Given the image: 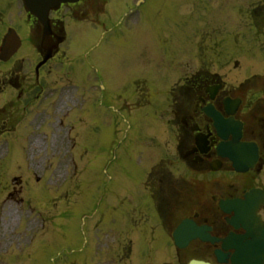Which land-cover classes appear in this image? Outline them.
Returning <instances> with one entry per match:
<instances>
[{"label": "flooded vegetation", "instance_id": "obj_1", "mask_svg": "<svg viewBox=\"0 0 264 264\" xmlns=\"http://www.w3.org/2000/svg\"><path fill=\"white\" fill-rule=\"evenodd\" d=\"M137 2H65L49 12L45 24L25 9L22 0H0V134L20 125L32 93L42 92L47 79L71 78L76 73L78 24L96 23L103 26L105 36L109 32L103 51L109 43L125 44L126 37L142 41L145 47L141 43L134 48L137 54L130 61L124 57L114 62L121 68H112L109 62L102 71L98 51L90 55L100 78L122 83L118 95L135 97L123 102L124 108L131 107L126 121L135 124L143 110L145 117L161 118L159 136L137 138L142 139L138 156L148 165L133 167L134 146L123 171L125 187L130 182L140 184L127 213L140 216L141 250H151L157 261L158 256L176 255L182 264L192 259L232 264L235 248L225 247L224 241L244 237L251 219L264 224V0H185L186 11L217 6L220 23L214 31L200 33L195 44L186 42L182 56L172 53L169 62L160 59L149 33L138 30L144 13L143 5L132 7ZM127 12L132 14L120 21ZM11 30L20 35L22 44L11 59L3 60ZM191 56L195 67L189 71ZM167 64L170 68L162 75L160 65ZM160 76L179 80L162 103L156 102ZM156 139L162 140L160 147H152ZM245 213L248 219L242 216ZM185 219L205 227L215 240L195 236L177 245L174 231ZM148 235H153L151 248L146 247Z\"/></svg>", "mask_w": 264, "mask_h": 264}, {"label": "rangeland", "instance_id": "obj_2", "mask_svg": "<svg viewBox=\"0 0 264 264\" xmlns=\"http://www.w3.org/2000/svg\"><path fill=\"white\" fill-rule=\"evenodd\" d=\"M195 2L197 0H191ZM174 7L189 14L198 6L186 11L182 0H173L168 7L167 0H154L145 7L138 26L139 31L149 33L154 47L166 53L164 60L184 38L185 43L190 38L191 43H195L200 38L198 33L214 31L216 27L211 20L215 12H209L207 18L181 16L172 24L164 19L161 25L160 14L173 18L169 12ZM199 21L204 22L199 24ZM175 23L177 27L187 28L186 37L175 30ZM173 32L178 34L175 39ZM125 40L123 45V41L109 43L108 48L99 52L102 71L109 62L112 68H121L122 64L114 62L124 57L130 61L137 54L133 49L142 41L130 37ZM188 70H194V65ZM167 71V65L160 69L162 75ZM90 78V83L95 80L91 75ZM160 79L165 80L161 77L159 83L157 80L158 103L176 82L164 83ZM105 80L110 95L95 91L90 83L78 86L86 88L79 94L73 89L72 95L65 92L55 95L51 104L41 101L40 106L33 109L35 114L41 113L30 114L26 125L31 129H25V135L18 132L10 139H0V264H106L105 258L108 264L121 263L126 238L115 233L108 237L107 234L120 229L122 207L134 205V197L124 194L127 182L121 180V169L130 149L135 146L138 151L141 146V139L137 138L144 122L138 119L127 138L119 106L123 100L119 102L118 95H111L121 92L122 84L106 77ZM146 83L149 87V82ZM154 86L153 79L151 87ZM133 98H130L132 102ZM46 108L52 114L51 121L55 120L52 123L48 122L50 117L47 122L43 121ZM68 115H73L74 120L71 117L65 121L59 119ZM136 162L142 166L146 164L143 156ZM15 176L22 177V192L12 187L16 185ZM8 182L10 191L7 190ZM147 240L153 241V235H148ZM135 259L133 255V264Z\"/></svg>", "mask_w": 264, "mask_h": 264}]
</instances>
